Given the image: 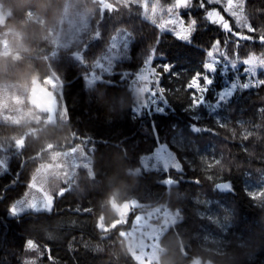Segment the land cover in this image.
I'll return each instance as SVG.
<instances>
[{"label":"trees","instance_id":"trees-1","mask_svg":"<svg viewBox=\"0 0 264 264\" xmlns=\"http://www.w3.org/2000/svg\"><path fill=\"white\" fill-rule=\"evenodd\" d=\"M109 1L113 8L102 11L100 0H0L1 13L6 15L0 22V45L6 38L10 47L7 53L0 51V83L26 88L53 71L63 80L53 92L58 99L55 125L46 120L43 110L38 121L0 120V165L5 161V167L0 166V264H49L47 256L40 259L44 246L51 249L52 264H135L138 259L123 235L131 218L117 231L96 228L98 218L105 225L119 218L114 202L132 201L142 207L165 206L176 214L159 239L160 264H264V185L253 192L246 186L264 184V113L258 112L264 109V87H241L214 108L224 76L249 83L242 60L252 53L264 56V44L241 40L237 57L235 36L210 24L207 8L201 9L195 0L182 11L186 19L196 20L191 41L160 31L143 16L140 1ZM235 9L240 13L231 11L236 27L243 30L251 22L256 34L264 35V0H248L246 8L238 0ZM65 14L75 19L85 15L89 25L78 40L58 45L56 34L68 25ZM212 17L223 19L217 13ZM123 29L132 36L129 56L86 85L88 74L99 70L96 64L112 36ZM216 39L225 41L227 52L213 47L222 63L215 74L207 73L213 82L204 103L193 108L184 85L194 73L204 71L206 54ZM152 63L172 66L160 84L151 85L159 93L160 110L148 107L142 97L138 103L133 89L136 82L146 85L152 76L157 79ZM225 63L230 64L229 73L222 75ZM137 74L145 79L139 80ZM257 79H264V69ZM62 100L67 119L60 116ZM245 134L251 138L244 139ZM162 144L177 163L166 166L157 159L156 168L144 166L133 172L143 156ZM50 145L55 148L31 159ZM75 146L90 156L93 173L85 164L74 167L63 161L60 154ZM57 161L62 165L54 168L62 178L53 176L50 185L37 179L41 164ZM169 178L171 184L165 182ZM37 182L56 196L53 210L8 216L9 207ZM225 182L230 190L216 187ZM62 190L65 194L58 196ZM26 240L39 247L26 251Z\"/></svg>","mask_w":264,"mask_h":264},{"label":"rangeland","instance_id":"rangeland-1","mask_svg":"<svg viewBox=\"0 0 264 264\" xmlns=\"http://www.w3.org/2000/svg\"><path fill=\"white\" fill-rule=\"evenodd\" d=\"M140 1V4L143 7V16L146 19L151 20L153 23H156L160 31H170L169 27H161L165 21L174 20L176 12V3L177 0H137ZM230 2V0H229ZM147 5L145 7L144 5ZM236 7V6H235ZM183 9L181 10L182 14ZM234 12L236 15L240 16V13L235 9ZM237 12V13H236ZM183 15V14H182ZM6 15H3L0 10V22L5 21ZM38 21H41L40 17L37 18ZM64 20H67V28H59L56 34V42L58 45H67L73 43L81 37V33L87 29L89 25V20L87 16L81 15L79 19L71 17L69 14H65ZM132 36L127 30H120L114 36H112L108 48H106L103 57L97 62V67L99 70L91 71L85 79L86 84L91 85L96 79L102 77L105 72H110L113 70L115 63L129 56V48L131 46ZM0 51L2 53L9 52V43L6 38L2 40L0 45ZM77 53V52H75ZM215 60L218 61L217 69L220 67L221 60L214 53ZM229 63L221 65V74L226 75L229 73ZM149 68V66H148ZM245 68V67H244ZM243 68V72L244 71ZM216 72V71H215ZM212 73V74H215ZM259 72V71H258ZM146 73V72H145ZM151 73L148 72L146 75ZM148 77V76H147ZM211 78V77H210ZM51 81L50 84H46L45 81ZM145 79V77L143 78ZM155 78L152 76L150 80L147 81V84L136 82L133 86L135 95L137 97L138 103L141 102V97L144 99V102L151 107L152 105L157 107L160 110L159 105L160 97L156 93V88H151ZM213 81V80H212ZM224 86L218 92V100L214 104V108H218L219 104L227 101L233 93L242 87V84L239 82L238 77L234 79L224 76ZM63 80L59 77L55 71L51 72L48 77L43 80H37L34 82L33 86L24 85H15L8 83H0V120L6 121L15 124H22L26 121H38L41 118L40 110L44 109L43 102L33 95V88L36 86L44 87L49 90V93L52 94L51 98L58 103L57 97L54 95V91L58 90L57 87L62 85ZM15 85V86H13ZM235 85V87H233ZM147 87L150 88L149 95H145L147 92ZM231 93V95H225L223 99L221 95L223 93ZM159 106V107H158ZM60 116L62 119H67V105L64 100H62V107ZM46 120L48 118L45 116ZM58 122V120H57ZM79 147L75 146L69 152L61 153L60 156L63 158L67 164L70 166L73 164L79 166L85 164L88 169L93 173L92 160L85 152H82L78 149ZM58 156V152L55 153ZM155 159V160H153ZM160 159L166 166L174 164L176 162L173 152L166 146L162 144L160 149H157L154 153L143 156V164L146 169L157 167L156 160ZM84 161V163H83ZM2 168L5 167V161H2ZM88 164H86V163ZM177 163V162H176ZM45 164V163H44ZM40 165L37 179H44L45 182H49L50 179L54 176V179L62 178L60 172L56 171L54 166L62 165L59 161L51 162L49 164ZM0 167V169H1ZM54 168V169H53ZM68 170H65V172ZM66 172V173H67ZM70 173V172H69ZM52 183V180L49 182V185ZM230 185V184H229ZM264 184L257 185L254 182H247V189L253 192L258 187H262ZM221 189V188H219ZM231 189V186L228 189H221L228 191ZM52 197L53 194L50 191V188L46 185H41L39 182L33 184L32 191L28 192L23 198L18 200L15 203V207L19 213L22 215L30 211H48L52 206ZM55 205V202H54ZM52 207L51 211L53 210ZM114 208L119 213V218L116 221H119L120 224H125V220H132L131 226L123 231L124 237H126L127 247L130 252L143 264L145 260L148 261V264H160V256L163 252L159 239L166 228L174 223L176 219V214L171 212L165 206H155V207H142L136 202H126V203H117L114 202ZM132 211L135 215V219L129 216V212ZM18 215V216H19ZM8 216H12L8 211ZM102 225H105L103 219H100Z\"/></svg>","mask_w":264,"mask_h":264},{"label":"snow or ice","instance_id":"snow-or-ice-1","mask_svg":"<svg viewBox=\"0 0 264 264\" xmlns=\"http://www.w3.org/2000/svg\"><path fill=\"white\" fill-rule=\"evenodd\" d=\"M194 0H177L176 3V12H175V19L174 20H168L165 21L164 24L161 25V27H169L172 34H175L176 37L183 41H191L192 35L194 34L196 30V20L194 18L186 19L184 15L181 14L182 9H187L193 6ZM196 3L199 4L201 9L207 8V11L205 12V18L208 20L210 24L216 25L222 32L227 31L229 36H235L236 41V49L234 52V55L237 57L239 56V48H240V41L241 40H258L261 44H264V35H257V29L254 27L251 22H249V27L241 30L240 28L235 26V18L231 15V11L235 10V7H238V0H230V2H225V0H195ZM245 8L247 7L248 0H243ZM217 4L218 7H211L210 5ZM147 7V5H144ZM217 13L220 17L223 19L221 21H217L216 19H213L212 14ZM227 22V28L224 27V22ZM212 45L208 52L207 57L208 62H205L203 64L204 71L202 72H196L194 73L186 82L184 85V88L188 90L190 99H191V105L193 108L198 107L202 103H204V95L208 90V86L212 84V79L207 75V73H214L217 70L218 61L215 60L213 47L216 48H224L225 53L227 52V48L225 47V41L216 39L212 42ZM242 63L245 65L244 71L248 74V80L249 83H244L242 87L247 88L249 86L253 87H264V79H257L258 71L261 69H264V56H257V54L252 53L250 56L244 60H242ZM144 67V66H143ZM152 69L154 70V74L158 73L157 79L153 82V85L160 84V80L163 78L165 73H168L171 71V65L164 64L160 66H156L153 63L151 64ZM46 84H50L51 81L47 80L45 81ZM235 87V85H233ZM33 95L35 97L45 96L48 97L49 102H51V95L49 93V90L44 87L36 86L33 88ZM159 95V93H157ZM227 95H231V93H223L221 95V98ZM258 112L264 113V109H258ZM259 126V125H258ZM244 139H250L251 136L248 134H245L243 136ZM175 169L180 168V164H178ZM168 184H171L173 181L169 178L165 181ZM197 183L199 180L196 181ZM217 188L221 189H228L230 187L229 183H220L216 185ZM65 194L64 191H61L58 193V196H63ZM264 194V193H262ZM56 196L52 197V206L48 209V211H51L52 207L54 206ZM77 211L81 212H92V208L87 209H77ZM9 212L12 216H18L19 213L15 207V204L11 205L9 207ZM129 216L132 217V219H135V215L132 211L129 212ZM125 224H129L130 222L128 220L124 221ZM120 223L119 221H114L112 225H102L100 219H97L96 228L98 231H117L119 229ZM108 237H103V239H106ZM39 245L36 243V241L33 240H26L25 241V250L31 251L36 248H38ZM47 256L49 260V264H52V261L54 260V257L52 256L51 249L48 246H44V254L41 255L40 259L43 260L44 257ZM135 264H140V261H136ZM143 264H148V261L145 260Z\"/></svg>","mask_w":264,"mask_h":264},{"label":"water","instance_id":"water-1","mask_svg":"<svg viewBox=\"0 0 264 264\" xmlns=\"http://www.w3.org/2000/svg\"><path fill=\"white\" fill-rule=\"evenodd\" d=\"M100 1H102V4H101L102 11H104L107 7L113 8V4L110 1H105V0H100ZM76 55H77L76 56L77 59L82 60V56L78 55L77 53H76ZM38 98L43 102L45 107H53V105H54L53 101L51 100V102H49V99L47 97L40 96ZM56 118H57L56 115L53 117L49 116L48 120L50 121L51 124L55 125L56 124ZM52 148H53V146L50 145V146L46 147L44 151H49Z\"/></svg>","mask_w":264,"mask_h":264},{"label":"bare ground","instance_id":"bare-ground-1","mask_svg":"<svg viewBox=\"0 0 264 264\" xmlns=\"http://www.w3.org/2000/svg\"><path fill=\"white\" fill-rule=\"evenodd\" d=\"M145 104H146V102H144ZM147 105V104H146ZM148 106V105H147ZM149 107V106H148ZM197 131V130H196ZM55 147L53 146V148L52 149H54ZM45 150V148L44 149H42L39 153H37L36 155H33L32 157H31V159L32 160H34V159H36V158H41L43 155H44V153L45 152H47V151H44ZM27 163V160L25 159V160H23L22 162H21V165H22V168L18 171V173H17V179H20V177H21V172H22V169L24 168V166H25V164ZM86 163V162H85ZM86 164H88V163H86ZM144 168V165H143V160H142V164H141V166H139V167H137V168H135V170L133 171V172H136V171H140L141 169H143ZM71 187V186H70ZM62 191H64V190H62ZM61 192V191H60Z\"/></svg>","mask_w":264,"mask_h":264},{"label":"flooded vegetation","instance_id":"flooded-vegetation-1","mask_svg":"<svg viewBox=\"0 0 264 264\" xmlns=\"http://www.w3.org/2000/svg\"><path fill=\"white\" fill-rule=\"evenodd\" d=\"M51 100H53V99L51 98ZM53 101H54L53 107H44V109H43V111L46 112V117L47 118L49 116L53 117V116L57 115L58 103H56L55 100H53Z\"/></svg>","mask_w":264,"mask_h":264}]
</instances>
